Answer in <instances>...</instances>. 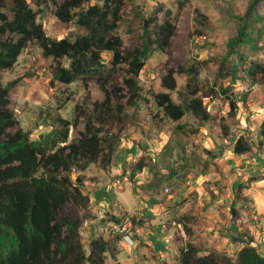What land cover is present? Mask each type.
<instances>
[{"label": "rangeland", "instance_id": "obj_1", "mask_svg": "<svg viewBox=\"0 0 264 264\" xmlns=\"http://www.w3.org/2000/svg\"><path fill=\"white\" fill-rule=\"evenodd\" d=\"M249 1L123 0L121 20L114 32L119 35L123 49L139 40L142 16L157 13L161 21L169 12L176 24V33L167 49L154 50L139 73L138 83L146 99L138 106L126 102L128 91L123 77L128 74L127 65L120 63L116 70L107 73V67L111 65L109 51L101 53L103 64L97 70L71 83H63L52 76L57 61L67 64V60L44 56L35 40L27 44L11 68L0 70V81L10 87L9 107L18 118L19 126L30 132L31 139L43 140L50 146L60 132L66 130L64 122L70 121L67 143L78 144L85 117L92 118L94 126L101 129V136L106 137L102 142L105 150L83 171L79 170L82 161L76 162L71 168V178L81 174L82 191L87 194L90 191L114 192L116 198L113 201L117 202L119 214L128 210L134 217L135 228L138 224L149 226V221L154 218L152 223L162 229L161 241L169 239L170 235L173 237L166 243L171 248L167 258L170 264L178 261L179 248L186 243H192L198 254L224 251L235 259L236 248H227L224 241L229 237L228 232L220 233L215 239L209 229L216 221H211L208 201L216 194L214 190L221 193V189L226 188L216 177L228 180L237 172L229 165L235 158L240 156L241 161L247 160L253 165L252 170L264 164V74L257 73V79L252 82L238 63L233 73L230 67L236 60V53L227 55V42L236 34L237 19L245 14ZM90 3H101V0H91ZM258 12L264 15V2L258 5ZM37 20L51 38H74L84 32L75 21H60L54 14L52 2L38 14ZM255 26L260 32L259 49L242 46L236 49L237 53L245 52L247 56L245 68L250 58L264 66V22ZM190 64L197 69L191 81L186 73L179 71L180 67ZM170 70L176 80L174 90L162 85L163 77ZM18 77L21 79L11 86L9 82ZM209 86H213L217 93L206 95ZM225 86L232 88L237 101L238 107L232 113L226 95L218 93ZM104 89L110 93L112 103L121 106L116 117H109L95 105V102L104 100ZM193 90L203 97L211 114L207 121L191 112H186L179 120H172L157 106L153 97L157 92H170L175 102H181L186 101ZM245 94L246 99L242 100ZM75 119L76 124L73 123ZM239 136H243L252 148L242 154H233L231 151ZM139 159L144 166L135 169ZM225 164H228L227 170L222 168ZM84 180H88L87 186ZM149 195L162 203L163 211L144 215L146 208L151 211L156 205L150 201ZM140 203L145 208L142 209L144 217H139L142 215L139 213ZM89 214L94 217L90 206ZM100 214L110 236L114 215L109 211L97 213ZM218 215L225 218L223 213ZM109 221H113L112 224ZM82 226L80 234L88 253L93 239L81 233ZM109 238L108 246L113 251L117 250V245L120 252L128 246L117 238ZM115 263L114 252H106L103 264Z\"/></svg>", "mask_w": 264, "mask_h": 264}, {"label": "trees", "instance_id": "obj_2", "mask_svg": "<svg viewBox=\"0 0 264 264\" xmlns=\"http://www.w3.org/2000/svg\"><path fill=\"white\" fill-rule=\"evenodd\" d=\"M90 1L0 0V70L11 68L27 44L35 40L44 56L67 60V64L57 61L52 76L63 83H71L97 70L103 64L101 53L109 51L111 65L107 67V73L116 70L120 63L127 65L128 74L123 77L128 91L126 102L138 106L146 99L138 83L139 73L154 50L167 49L176 33V24L169 12L161 21L157 13L142 16L139 40L123 49L119 35L114 33L121 20L123 0ZM49 2L54 4V14L60 21H75L84 32L74 38L47 36L37 16ZM262 2L264 0L249 1L245 14L237 19L236 34L227 42V55L236 53L230 70L234 73L239 65L252 82L257 79V73L264 74V66L250 58L245 68L247 56L245 52L237 53L236 49L240 46L259 49L260 32L255 25L264 22V15L258 12ZM179 71L186 73L191 81L197 69L190 64L180 67ZM162 85L169 90L176 88L171 70L163 77ZM9 89V85L0 81V264H103L109 249L108 240L97 236L91 240L88 253L83 247L80 228L84 220L93 215L89 214L90 198L82 191L81 174L72 179L70 172L76 162L82 161L80 171L96 162L105 150L102 142L106 137L101 136V129L94 126L92 118L86 116L78 144L67 143L70 121L64 122L66 130L60 132L50 146L43 140L31 139L30 132L19 126L18 118L9 107ZM231 89L225 86L218 92L226 95L230 113L238 107ZM205 93L212 95L217 91L209 86ZM104 94V100L95 105L111 118L118 116L121 106L112 103L106 89ZM153 97L157 106L172 120H179L186 112L204 121L211 118L203 97L198 96L196 90L181 102H175L170 92H157ZM76 122L75 119L73 123ZM251 148L247 140L239 136L233 152L242 154ZM108 153L111 155L112 150ZM143 166L139 159L135 169ZM80 209H83L82 213ZM113 217L115 221L119 220ZM252 241L249 239L236 252L235 259L224 251L198 254L192 243H186L179 248L178 261L173 264H264V255ZM115 264L122 263L117 261ZM159 264L170 263L161 261Z\"/></svg>", "mask_w": 264, "mask_h": 264}, {"label": "crops", "instance_id": "obj_3", "mask_svg": "<svg viewBox=\"0 0 264 264\" xmlns=\"http://www.w3.org/2000/svg\"><path fill=\"white\" fill-rule=\"evenodd\" d=\"M231 152L233 153V151ZM240 159L239 156L238 159L235 158L229 164L237 172L233 173L228 180L222 176L216 177V179H221V184L226 185V188L223 187L221 193H219L220 190H214L216 194L208 201L210 203L208 207L211 210V214L209 215L212 216L211 221H216L212 223L209 229L213 232L215 239L219 237L220 233L228 232L229 237H225L224 240L226 241L227 248H236L235 250L238 251L249 239H252V244L264 255V164H259L257 170H252V164L248 163L244 158V161ZM227 165L225 164L222 168L227 170ZM251 176H254L255 179L250 180ZM87 182L88 180H84L85 186H87ZM113 193L112 191L100 193L90 191L88 193L94 217L86 219L83 223V231L81 233H85L86 237L94 239L97 235H103L104 239H110L106 229V222L102 219L101 214L100 216L97 215L98 212L109 211L116 217L123 213H130L125 209V212L119 214L120 212L116 206L117 202L113 201V198H116ZM149 196L151 197L150 201L152 203L155 202L156 205L151 211H148L146 208L144 215L147 214L149 216V214H158L163 211L164 207L162 203L158 202L153 195ZM139 206L141 210L139 213L142 214L139 217H144L142 212V209H145L143 208V203H140ZM218 213H223L225 218H220ZM153 219L149 221V226L143 227L140 224L135 228V244L133 246H127L121 252L119 251V245H117V250L114 251L109 246L107 252H114L115 262L133 264V261L135 264H158L163 260H168L171 248L166 243L170 241H161L162 229L152 223ZM112 222L109 221V224H112ZM219 227H224V229H220ZM169 239H173L172 235L169 236Z\"/></svg>", "mask_w": 264, "mask_h": 264}, {"label": "built area", "instance_id": "obj_4", "mask_svg": "<svg viewBox=\"0 0 264 264\" xmlns=\"http://www.w3.org/2000/svg\"><path fill=\"white\" fill-rule=\"evenodd\" d=\"M118 221L114 222V227L111 229L110 237L117 238L119 242L125 243L128 246L135 244V224L134 217L129 213L120 215ZM165 242L169 241L165 238Z\"/></svg>", "mask_w": 264, "mask_h": 264}, {"label": "water", "instance_id": "obj_5", "mask_svg": "<svg viewBox=\"0 0 264 264\" xmlns=\"http://www.w3.org/2000/svg\"><path fill=\"white\" fill-rule=\"evenodd\" d=\"M21 79V77L15 78L12 81L9 82V84L12 86L14 85L17 81H19Z\"/></svg>", "mask_w": 264, "mask_h": 264}]
</instances>
